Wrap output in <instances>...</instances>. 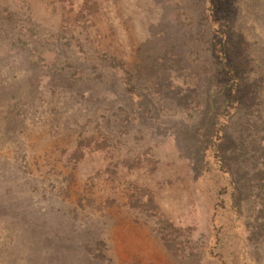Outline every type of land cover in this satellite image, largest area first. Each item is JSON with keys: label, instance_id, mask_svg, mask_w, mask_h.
<instances>
[{"label": "rangeland", "instance_id": "rangeland-1", "mask_svg": "<svg viewBox=\"0 0 264 264\" xmlns=\"http://www.w3.org/2000/svg\"><path fill=\"white\" fill-rule=\"evenodd\" d=\"M0 264H264V0H0Z\"/></svg>", "mask_w": 264, "mask_h": 264}]
</instances>
